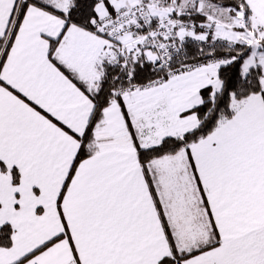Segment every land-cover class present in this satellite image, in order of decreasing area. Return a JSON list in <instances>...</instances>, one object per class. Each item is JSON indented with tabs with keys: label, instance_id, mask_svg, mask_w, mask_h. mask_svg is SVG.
I'll return each mask as SVG.
<instances>
[{
	"label": "snow or ice",
	"instance_id": "1",
	"mask_svg": "<svg viewBox=\"0 0 264 264\" xmlns=\"http://www.w3.org/2000/svg\"><path fill=\"white\" fill-rule=\"evenodd\" d=\"M0 264H264V0H0Z\"/></svg>",
	"mask_w": 264,
	"mask_h": 264
}]
</instances>
